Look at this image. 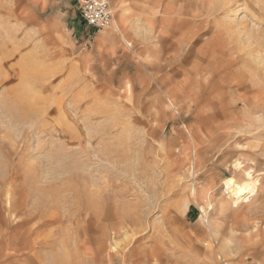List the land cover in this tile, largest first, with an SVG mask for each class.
Here are the masks:
<instances>
[{"label":"rangeland","instance_id":"obj_1","mask_svg":"<svg viewBox=\"0 0 264 264\" xmlns=\"http://www.w3.org/2000/svg\"><path fill=\"white\" fill-rule=\"evenodd\" d=\"M124 2L129 65L85 53L78 0H0V264H264V0Z\"/></svg>","mask_w":264,"mask_h":264},{"label":"bare ground","instance_id":"obj_2","mask_svg":"<svg viewBox=\"0 0 264 264\" xmlns=\"http://www.w3.org/2000/svg\"><path fill=\"white\" fill-rule=\"evenodd\" d=\"M172 93L166 94L168 107L173 111H177V107L181 104V102H179L177 99H175V97L173 96ZM18 95L21 96L22 100L28 101L29 100L28 97L30 95L29 85L23 84L21 86V89L18 90ZM193 161H194L193 164L196 165V163H195L196 158H194ZM240 161H238L236 164H233L234 166L232 165L233 168H235V172H237L241 166ZM247 169H248V167H247ZM192 171H194L193 168H192ZM248 172H250V171L248 170ZM254 174H257V173H251V174H249V177H245L244 175H242L239 178H238V176L237 177L232 176V177H228V178L224 179L223 185H224V188L226 191V192H224V194H226V196L228 198H225V199L220 198V200L218 199L217 203L219 204V207H217V208H215V206L213 204H209V203L206 204V206H205L206 208H200L203 212V215H202L200 221L201 222L203 221L202 225L205 226V230H206V233H207V236L209 239H210V237L212 238V237L216 236V231L218 230V227H220V224L216 223L214 218H210V214L213 211L214 212L216 211V213H218V210H219L220 215L225 216L229 211H231L232 209H235L240 204H242L244 201H246L248 198H250L249 196H251V195H252V197L255 196V194L257 192L255 180H256V176H259V174L258 175H254ZM196 193H197V189H196V184H195L191 187L189 194L194 198L196 196ZM231 206H234L235 208H231ZM225 248H227L226 243L222 244V246L219 248L220 253L218 255V254H215L213 252V246L212 245H207L206 253H210L212 255H217L219 257V259L228 258L229 256H226L227 252H226ZM210 260H212V262H214V263L217 262L215 260V256H212V258H210Z\"/></svg>","mask_w":264,"mask_h":264},{"label":"crops","instance_id":"obj_3","mask_svg":"<svg viewBox=\"0 0 264 264\" xmlns=\"http://www.w3.org/2000/svg\"><path fill=\"white\" fill-rule=\"evenodd\" d=\"M124 1L127 0H109L111 7L113 9V13H114V17H113V23L112 25L109 27L110 29L112 28V32L109 34H103L102 32L96 31V29L92 28V27H88L90 28L91 31L89 32H94L95 36L92 40L89 41H85L84 42V46H85V53H90V56L92 55L94 60L97 59H102L109 61V60H117L118 62H123L126 65H129L130 62V54L125 50L124 53L121 54H117L119 46H130V44H128L129 42H127L128 45H125L124 41L122 42L121 39H118V36L120 37L119 33L122 34V32H124L122 34V37H126V35L128 34V32L126 33V28H125V20L127 18L130 17V15H128V12L126 10H124ZM130 2H138V0H128ZM144 1L146 5L150 6V4H147V2H154L156 3V7L154 5V7H150L149 13H150V18L151 17H155L157 15V12H159L160 8H163L162 4H161V0H141ZM131 4V3H130ZM146 11V10H144ZM147 12V11H146ZM166 16H163L162 21L165 22L170 15L167 13H165ZM144 18H148L147 14H144L143 16ZM49 20L52 23H63L55 18H49ZM153 20H148V23L150 25L153 24ZM87 30H85L86 32ZM85 32H83L85 34ZM98 32V33H96ZM119 32V33H118ZM89 34H87V36H89ZM81 40H83L84 38H80ZM67 42V46H71V44H73L68 36V38L66 39ZM76 43H78V40L76 41ZM100 53H99V52ZM174 96V95H173ZM175 97V96H174ZM230 212V211H229ZM249 211H247V222L251 221L249 219ZM252 220L253 221H260L262 219V214L255 212L252 215ZM234 232V231H233ZM236 232V230H235ZM234 232V233H235ZM237 233V232H236ZM249 243H247V248ZM248 250V249H247ZM256 253V252H255ZM254 253V254H255ZM260 254V253H258ZM250 258V256L247 257V260Z\"/></svg>","mask_w":264,"mask_h":264},{"label":"built area","instance_id":"obj_4","mask_svg":"<svg viewBox=\"0 0 264 264\" xmlns=\"http://www.w3.org/2000/svg\"><path fill=\"white\" fill-rule=\"evenodd\" d=\"M78 8L80 17L88 27L105 30L113 22V12L108 0H78Z\"/></svg>","mask_w":264,"mask_h":264}]
</instances>
